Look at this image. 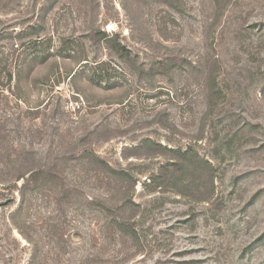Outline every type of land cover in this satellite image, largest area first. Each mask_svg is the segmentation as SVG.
Returning <instances> with one entry per match:
<instances>
[{"label": "rangeland", "instance_id": "374dc122", "mask_svg": "<svg viewBox=\"0 0 264 264\" xmlns=\"http://www.w3.org/2000/svg\"><path fill=\"white\" fill-rule=\"evenodd\" d=\"M0 264H264V0H0Z\"/></svg>", "mask_w": 264, "mask_h": 264}]
</instances>
